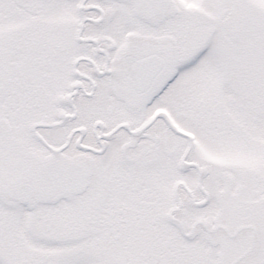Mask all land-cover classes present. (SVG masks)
I'll return each mask as SVG.
<instances>
[{"label":"snow or ice","instance_id":"6c2138e0","mask_svg":"<svg viewBox=\"0 0 264 264\" xmlns=\"http://www.w3.org/2000/svg\"><path fill=\"white\" fill-rule=\"evenodd\" d=\"M0 264H264V0H0Z\"/></svg>","mask_w":264,"mask_h":264}]
</instances>
